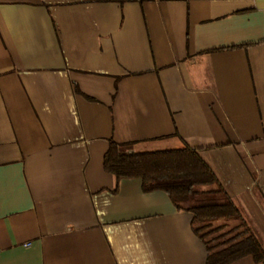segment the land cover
I'll list each match as a JSON object with an SVG mask.
<instances>
[{"label":"crops","instance_id":"0c3cea01","mask_svg":"<svg viewBox=\"0 0 264 264\" xmlns=\"http://www.w3.org/2000/svg\"><path fill=\"white\" fill-rule=\"evenodd\" d=\"M111 141L199 150L264 248V0H0V264H206Z\"/></svg>","mask_w":264,"mask_h":264},{"label":"trees","instance_id":"16d2710c","mask_svg":"<svg viewBox=\"0 0 264 264\" xmlns=\"http://www.w3.org/2000/svg\"><path fill=\"white\" fill-rule=\"evenodd\" d=\"M131 144L110 142L104 169L119 180L139 179L145 193H167L178 211L193 215L192 227L207 248L206 264L252 257L264 264V248L223 190H206L217 179L199 150L136 153Z\"/></svg>","mask_w":264,"mask_h":264},{"label":"built area","instance_id":"2783aa9c","mask_svg":"<svg viewBox=\"0 0 264 264\" xmlns=\"http://www.w3.org/2000/svg\"><path fill=\"white\" fill-rule=\"evenodd\" d=\"M27 247L29 246V245H26Z\"/></svg>","mask_w":264,"mask_h":264}]
</instances>
